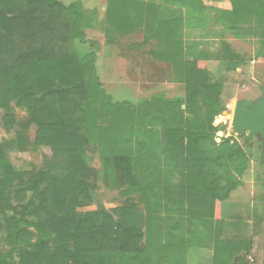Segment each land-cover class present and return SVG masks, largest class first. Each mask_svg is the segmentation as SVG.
<instances>
[{
    "label": "trees",
    "instance_id": "trees-1",
    "mask_svg": "<svg viewBox=\"0 0 264 264\" xmlns=\"http://www.w3.org/2000/svg\"><path fill=\"white\" fill-rule=\"evenodd\" d=\"M107 1L109 21L123 29L118 22L124 20L123 8L130 0ZM230 1L231 10L216 14L215 23L235 37L240 33L257 37L261 48L257 56L264 58V0ZM131 2L141 8L136 10L137 24L144 19L150 23L144 1ZM155 7L159 11L153 15L161 19L157 22L161 28L162 19L168 21L159 5ZM76 9L57 0H0V110L8 111L12 102L27 110L28 121L35 126L34 143L52 153L49 161L24 178L0 150V217L5 213L8 189L18 187V193L28 199L20 216L6 221L7 244L21 248L18 264H110L117 256L130 264H149L152 258L158 262L162 253L166 256L162 264L178 263L182 246L173 244L174 240H196L197 225L209 224L216 204L241 185L249 168L236 142H215L218 129L213 120L223 111L219 97L224 80L211 76L198 60L184 59L181 36L169 39L164 31L157 32L164 45L159 59L169 61L174 75L181 77L185 100L113 101L94 76L95 55L78 51L84 35ZM110 34L107 29L106 35ZM235 59L225 50L218 61L220 69H238L241 64ZM135 111L140 115L138 122ZM111 112L115 127L110 132L95 119ZM147 122L153 127L140 142V156L117 154L120 148L132 152L140 123ZM154 126L160 127L159 135ZM96 141L97 145L107 142L111 148L110 153L94 149L102 154L105 174H115L119 184L126 181L139 194L143 212L131 203L111 213L78 212L89 191L82 156ZM108 158L113 162L108 163ZM176 176L183 197L170 204L168 191ZM161 200L165 201L164 217L156 212L154 218L153 211L161 206L153 202ZM220 247L227 260L236 254L232 241Z\"/></svg>",
    "mask_w": 264,
    "mask_h": 264
},
{
    "label": "rangeland",
    "instance_id": "rangeland-1",
    "mask_svg": "<svg viewBox=\"0 0 264 264\" xmlns=\"http://www.w3.org/2000/svg\"><path fill=\"white\" fill-rule=\"evenodd\" d=\"M57 1L78 9L76 10L80 14V29L84 35V43L78 47V51L82 55L86 53L95 55L94 76L105 94L113 101L137 104L152 98L185 100V88L181 77L174 75L169 61H161L158 56L164 51V45L162 38L155 35L158 33L160 35L163 31L169 39L182 37L185 60H198L211 76H222L224 82L219 103L223 111L213 120V126L218 129L215 142L220 144L226 139L236 142L247 156L249 168L241 179V185L229 193L227 200L216 204L215 217L213 215L212 219H207L209 224L205 227L197 225L198 231L193 232L196 240H174L173 244L182 246V249L180 261L173 264H264V155L259 149L260 142L256 137L248 139L246 135L239 136L233 133L231 127L234 103L240 99H257L261 96L259 86H264V58L257 56V51L261 49L257 37L249 38L242 36V33L240 37H235L224 26L215 23L216 14L231 10V1L142 0L148 10L146 17L149 16L148 13L151 14L150 23L144 19L142 24L140 22L137 24L140 17L135 16L136 10L141 8L130 0L123 8L124 20L117 21L123 28L119 30L114 27V20L109 21L107 17V0ZM158 5L162 10L160 13H164L168 21L166 24L162 19L161 28L158 25L161 19L153 15L157 10L155 6ZM128 18L132 20V24ZM155 20L156 24H152ZM214 25L222 27V34L219 35V43L216 46ZM107 29L112 32L110 36L106 35ZM90 43L93 45L89 46ZM225 50L236 56L235 60L241 64L238 69L229 72L220 69L218 61ZM139 116L135 111L134 117H137L135 119L137 122ZM28 120L27 110L18 108L15 102L11 103L8 111L0 110V150L4 152L5 160L16 172L26 175L24 178L41 168L52 155L48 147L34 143L35 126ZM95 123L111 132L115 127L114 113H102L99 119L98 117L95 119ZM152 125L149 122L140 123L132 152L120 148L117 154L130 155L131 158L139 157L140 142L144 141L145 133L151 132L149 130ZM129 127V124H125L124 130H128ZM137 128L135 126V130ZM153 129H156L157 135L161 133L160 127L154 126ZM93 145L94 147L91 146V150L82 156L87 166L89 191L85 206L78 212L102 210L111 213L126 203L136 205L143 212L144 205L139 201V194L130 189L126 181L119 184L115 174H105L106 167L101 162L102 154L100 152L97 154L94 149L110 153L109 144L105 142L97 145L96 141ZM107 160L108 163L113 162V159ZM178 185L179 178L173 177L171 189L168 191L167 201L170 204L183 197V191ZM6 192L7 206L4 215L0 217V261L5 264H18L21 248L8 246L5 225L10 218L20 216L22 206L28 199L18 193V187H12ZM153 204L161 206L153 211L154 218L156 212L158 217L163 218L162 205L165 201L163 203L155 201ZM21 227L24 225L21 224ZM29 231L36 235L33 229ZM226 241H232L236 251L228 260L226 252L220 247V243ZM143 245L144 239L141 242L142 247ZM165 257L162 253L160 260L165 262ZM173 257L176 258L177 255ZM160 260L157 262L152 258L149 264H162ZM110 264L130 263L117 256L111 259Z\"/></svg>",
    "mask_w": 264,
    "mask_h": 264
},
{
    "label": "water",
    "instance_id": "water-1",
    "mask_svg": "<svg viewBox=\"0 0 264 264\" xmlns=\"http://www.w3.org/2000/svg\"><path fill=\"white\" fill-rule=\"evenodd\" d=\"M259 90V98L240 99L234 103L231 127L239 136L256 137L264 155V86H259Z\"/></svg>",
    "mask_w": 264,
    "mask_h": 264
},
{
    "label": "crops",
    "instance_id": "crops-1",
    "mask_svg": "<svg viewBox=\"0 0 264 264\" xmlns=\"http://www.w3.org/2000/svg\"><path fill=\"white\" fill-rule=\"evenodd\" d=\"M91 4H93V3H91ZM222 9L227 10L226 8L225 9L222 8ZM184 31H186V30H184ZM221 34H222V27L220 25H214V46H216L217 43H219V35H221Z\"/></svg>",
    "mask_w": 264,
    "mask_h": 264
},
{
    "label": "bare ground",
    "instance_id": "bare-ground-1",
    "mask_svg": "<svg viewBox=\"0 0 264 264\" xmlns=\"http://www.w3.org/2000/svg\"><path fill=\"white\" fill-rule=\"evenodd\" d=\"M222 118V117H221ZM220 119V118H219Z\"/></svg>",
    "mask_w": 264,
    "mask_h": 264
}]
</instances>
